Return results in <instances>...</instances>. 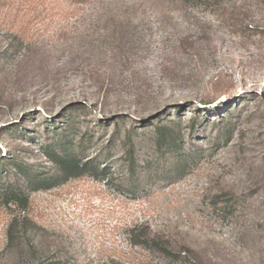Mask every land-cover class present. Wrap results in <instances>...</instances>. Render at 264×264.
<instances>
[{
    "label": "rangeland",
    "instance_id": "rangeland-1",
    "mask_svg": "<svg viewBox=\"0 0 264 264\" xmlns=\"http://www.w3.org/2000/svg\"><path fill=\"white\" fill-rule=\"evenodd\" d=\"M143 223L264 264V0H0V264H105Z\"/></svg>",
    "mask_w": 264,
    "mask_h": 264
},
{
    "label": "trees",
    "instance_id": "trees-1",
    "mask_svg": "<svg viewBox=\"0 0 264 264\" xmlns=\"http://www.w3.org/2000/svg\"><path fill=\"white\" fill-rule=\"evenodd\" d=\"M70 163L73 158H70ZM74 170H79V175L91 169L87 164L73 166ZM138 164L130 167V175L132 178H138ZM140 180H134V186L141 184ZM22 201V200H21ZM13 225L10 227V229ZM128 236H124L125 246L115 247V255L109 262L105 264H189L191 260V249L189 246L178 249L171 244L164 236L153 234L151 227L147 223L136 225L129 228ZM26 236H7L9 244L14 245L20 243L21 239ZM29 248L34 251V246L28 240ZM86 264H95L89 260ZM103 264V263H102Z\"/></svg>",
    "mask_w": 264,
    "mask_h": 264
}]
</instances>
